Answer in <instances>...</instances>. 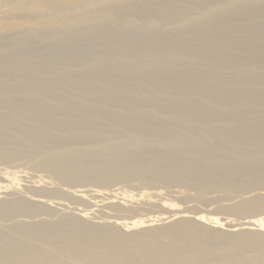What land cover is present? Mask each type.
<instances>
[{"label": "bare ground", "instance_id": "6f19581e", "mask_svg": "<svg viewBox=\"0 0 264 264\" xmlns=\"http://www.w3.org/2000/svg\"><path fill=\"white\" fill-rule=\"evenodd\" d=\"M0 1V30L21 33L8 48L0 45V163L23 159L60 183L95 182L102 189L93 197L118 182L145 181L178 185L183 198L188 188L201 198L214 191L238 194L218 206L233 214L264 211V47L253 40L256 34L264 39V0ZM116 25L144 29L130 30L136 40L130 41L125 27L113 32ZM42 31L56 42L51 49L34 52L23 44ZM209 33L213 37H197ZM86 40L124 52L101 54L116 62L109 71L87 70L103 63L90 66L74 52ZM123 133L156 145L145 152L139 144H117L107 153L112 142L100 150L93 144ZM79 136L92 144H77ZM166 136L179 144L177 153L172 141L160 143ZM84 151L91 153L84 157ZM16 171L0 173V189L11 187L6 182ZM39 180L33 186H42ZM161 187L154 196H163ZM65 190L87 202L92 189ZM106 194L105 204L132 198ZM21 196H0V218L48 213L52 206L44 194ZM160 205L168 214L157 219L167 224L152 229L134 230L152 225L144 216L78 226L76 220L87 222L86 210L60 212L59 221L0 223V264H264V218L234 221L190 215L165 199Z\"/></svg>", "mask_w": 264, "mask_h": 264}, {"label": "rangeland", "instance_id": "374dc122", "mask_svg": "<svg viewBox=\"0 0 264 264\" xmlns=\"http://www.w3.org/2000/svg\"><path fill=\"white\" fill-rule=\"evenodd\" d=\"M3 9H4V6H3V4L0 1V16H2L1 11ZM230 14H231L230 16H232V17H237L239 15L238 13H230ZM190 16L194 17L193 14H190ZM86 24L89 25L90 22L88 23V21H87ZM119 26L120 25H116L115 28L113 29V32H115V33L121 32V31H123V28L125 27L126 29L125 28L124 29H125V31H127V33H128L127 37L129 38L130 41L131 40L136 41L135 38H131V33L136 32L138 30V28H140V30L144 29V28L141 29V27H137V26H133V27H131V26L128 27L126 25L125 26H120V27ZM130 30H131V33H130ZM164 31L168 32L167 29H164L163 32ZM37 33L38 34H37L36 38H31L30 40H26L25 43L23 42V44L25 46H29L30 50H33L34 52L35 51L39 52V50H41L40 52H43V51L45 52V51L51 49V47L54 46V44H56V42L53 40V38H51V36L49 34L44 33L43 31L42 32H37ZM174 33H176V32H174ZM16 34L19 35L21 33H17V31H15V32L13 31L12 32V31H4V30L1 31L0 30V45H2V48L6 49L12 44L13 41L15 42L16 39H17L16 38L17 37ZM209 34H200V35H197V37L200 38V39H204L206 36L213 37V35H214L212 33H209ZM137 35H139V34H137ZM144 36H145V34H144ZM217 37H218V35H217ZM216 39H221V38H216ZM154 40H152V41H154ZM171 40H172V42L174 41V39H171ZM253 40H254V45H256V47L257 46L258 47H264V39L261 36L256 34L255 36H253ZM185 41L186 40H182L180 43L185 42ZM85 45H86V47H84ZM105 45L94 46V48H93V47H91L92 44L88 40H86L83 44L78 46L79 48L77 47V49L76 48H72V49L78 55L79 54H81V55L84 54L86 56V58H88L86 61H88L89 63L92 62L90 64V66L93 64V62H96L97 64H102L103 63L101 66H95V67L91 66L87 70L99 68V70H103L104 71L106 69L105 71H109L114 66L112 64H115L116 62L114 63V61H115L114 59H113V61H111L110 59L108 60L107 58L105 59L104 57H106V52H107V54L109 53L108 55H110V56L112 55V57H114V55L117 56V55L123 53L124 51L121 50V49L119 50L117 47H115L113 49L114 46L113 45L111 46V44H105ZM150 46H151V48L155 47L153 42L150 43ZM213 46L214 47H219L221 49H227V47L225 45H213ZM83 47H84V49H83ZM68 49L64 48V50L66 52H67ZM115 50H117L116 53L114 52ZM65 51H61L59 53L60 54L66 53ZM110 51H111V53H110ZM99 52H101V53L99 54ZM133 52H134V50H133ZM101 54L103 56L104 55L105 56L103 57ZM93 56L94 57H96V56L100 57L101 56V58H99V60L95 59L94 61H92V59H94ZM100 59H101V61H100ZM104 60H106V61H104ZM109 61H111V62H109ZM98 62H102V63H98ZM105 65H107V67ZM157 65H159L161 67L160 64L157 63ZM126 135L127 136L130 135V136L127 137ZM126 137L129 139V141L127 140ZM166 137H164L165 139L163 138V139L160 140V143H162V144L165 142L163 145H166V142L169 143V142L172 141L170 139L171 136L170 137L166 136ZM105 138L106 137H101V138L98 137L97 142L96 143L93 142V144H95V146H96L95 148L96 149L100 150V148L102 149L103 147H105V145L107 146V145H109L112 142V144H110L109 147H107V148L105 147V149H103V150L107 151L110 148V150H108L110 152H107V153H113V151H115L119 145H124V146L127 145V147H128V146L131 145V143H132V145L139 144L141 146V148L143 149V151L145 150V152L152 151L151 149H154V146L156 145V144H154L155 142H151V141H148V142L147 141H143L145 144L142 141H140V142H142V143H140L137 138H135L136 139L135 140L134 138L131 137V134H129V133H127V134L123 133L122 136L120 135V137H117L118 140H117V138H115L116 139V140L114 139V141H116L115 143L111 139H107V138L105 139ZM79 139H78V141H76V142H79V143H77L79 145L81 143H83V144L85 143L84 145H86V144L89 145V143H91L90 140L89 141L87 140L86 136H83V137L79 136ZM121 139L125 140V141H121ZM104 140H105V142H104ZM107 140H109V143L107 142ZM121 142H123V144ZM27 143H29V142H27ZM146 143H148V144H146ZM52 144H53L52 147H54V148H58V149L61 148V147L57 146V142L53 141L51 143V145ZM73 144H75V143H73ZM97 144H99V145H97ZM101 144H103L102 145L103 147L102 146L100 147ZM117 144H118V146H117ZM143 144H144V146H143ZM152 144H154L153 147H152ZM176 144L173 143V141H172V145H171V143H169V145H171L170 148H174L172 151H174L175 153H177L179 151V150H177L178 149L177 146H179V144H177V146H175ZM66 145L68 147L70 146L68 144H66ZM114 145H115V147H114ZM157 145H160V144H157ZM71 146H73L72 143H71ZM112 146L114 148H112ZM111 149L113 151H111ZM90 153L91 152H85L84 151L82 153V155L84 157H86ZM220 154L224 158H225V156H228V155H225V152L224 153L220 152ZM16 170H18V171L20 170V172L18 174H16V175H18V177H17L18 179L17 178L14 179L11 182V184L8 183V181L6 182L8 185L11 186L8 190H7V188H3V187H2L3 189H0V190H2V192L0 191V196L2 197L1 199H4L5 197H7L6 199L18 198L19 194H21L22 195L21 197L24 198L27 195L30 196V195L38 193V194H44L45 200L53 201L52 203L49 202V203H51L52 206H51L50 210H48V213L41 212L40 214L37 213V214H34V215L33 214L32 215L20 214V215L15 216L13 219H9V220H4V219L0 218V223L1 224L2 223H5V224L7 223L8 224V223H11L12 221H15V220H18V219L19 220H34V221H37V220L39 221L41 219H47V220H51V221H59V218H60V214L59 213L60 212H65V214L70 215L71 213H73V214L75 213L76 214V213L83 212V210H86L88 212V214H87V216L85 218V221H87V222H84V221H81V220H76L78 226L85 225V224H87V225H91V224H95V223L98 224V223H101L102 221H104V219L109 218V216L110 217L111 216L112 217L120 216L119 218H122V219L124 218L125 220L126 219L130 220V218L132 219V217L143 218V216H144V218H146V217L150 218L151 217V219H154V221L152 222V225H150L148 227H145V228H140V229H136L135 228L134 230L152 229V228L161 227L164 224H167L163 220H158L157 219L161 215H164V214L167 215L168 214V211L165 208H162V206L160 205V203H162L164 199L166 201L168 200L170 203L174 204L175 205V210H186L187 209L186 211L190 215H194L195 213H202V214H205L207 216L216 215V216H218L220 218H222V217L229 218V219H233L234 221H245V220L252 219V218H257V219L264 218V211H257V212H254V213H251V212L247 211V212H239L237 214H233L231 212H228L227 210H223V209L220 210L219 207H218L219 205H221V204L222 205L223 204H230V203H233L235 201V199H236L235 197H236V195H238V194H235V193H233L231 195L232 196L231 197L226 192L222 193V191H214L212 193L207 194L205 196L206 198L205 197L201 198V197L195 196L196 192H195L194 189L188 188V189H186V193L188 194L189 198L187 196H186L187 198H185V197L183 198V197H181V193L179 191H177V190L181 189V187H177L178 185L176 186V185H163V184H161V186H163L165 188V191L167 193L166 192L164 193V191H163V193H164L163 196L157 197V196H154L153 194H154V190H156L155 189L156 187H161L160 184H158L156 182L155 183L154 182H148V184H145V183H147L145 181L144 182H142V181H139V182L138 181H134V182H130V184L126 183V182H118V183L103 187V192H105V194H101V196H99V197L98 196L97 197H93V196H91L94 193L93 190L97 189L96 187H98L97 184L95 185V182H91V181L87 182V183L86 182H80V183L79 182H75V183H72V184L60 183V182L57 181V179L52 174L50 175L49 172H47V171L45 172V170H42V169L36 167L35 164L33 162H31V161H25L24 160V162H23V159H19L18 161H15V162L6 161V162H3V163L2 162L0 163V173L2 171L3 172L5 171L4 173H7V172L8 173H13V171L17 172ZM3 172L1 174H4ZM47 173H48L49 176L47 175ZM39 176H41V177H39ZM45 179H47V180H45ZM33 180L34 181H38L39 180V182L42 181L41 183H38V182L35 183L37 185L38 184L40 185V184L43 183L42 186H39V187L33 186V184H34ZM0 183H2L1 180H0ZM6 183H4V184H6ZM151 184H156V187H155V185H151ZM165 186L166 187L168 186L167 187L168 190H167V188ZM170 186H171V188H170ZM18 187L20 189H17ZM163 187H161V188L164 189ZM80 188H81V190H85V189L91 190L92 189L90 192L86 193L87 195H85V199L84 200L87 201V202H84L83 200H80V198H78V196H76V195L75 196H72V195L69 196L70 194H68V195L63 194V193H65L67 191L65 189L73 190V189H80ZM38 189H40L41 191H39ZM98 189H102V188L98 187ZM262 192H264V191H262ZM106 193H118L117 196L120 195L121 193L122 194H128V195H132V198L129 199L127 197V199H121V198H123V196L120 195L118 197H121V198H117L115 202H111V203L105 204V202H107L106 198L108 197V194H106ZM165 194H166V196H165ZM213 194H214V196H213ZM215 195L218 196L217 199H216L217 196H215ZM173 196H175V197H173ZM212 196H213V198H212ZM100 197H101V199H100ZM229 197H230V199H229ZM162 198H164V199H162ZM104 199H106V200H104ZM207 199H209V200H207ZM93 203H95V205ZM131 203L133 204V206H131L132 205ZM145 203L153 205L154 207H148ZM175 203L178 204V205H176ZM139 204H143V205H139ZM115 205H126L125 207H127L129 205L128 206L129 208H132V207L135 206L137 208V211L133 212V209H130L129 211L123 210V209L120 208V206L117 207ZM140 207L143 208V209L140 210L141 209ZM119 208H120V210H119ZM138 209H139V211H138ZM131 210H132V212H131ZM115 211H116V213H115ZM125 211H127L129 214H127V212H125ZM118 212H119V214H118ZM124 212H125V214H124V217H123L122 214ZM212 212H213V214H212ZM114 213L116 215H114ZM135 213H136V216L133 215ZM126 214H127L128 218H126L127 217V216H125ZM208 224L210 226L214 225L213 223H208ZM121 229L124 230L122 227H121ZM225 231H228V229L227 230L225 229ZM190 237L191 238L192 237L195 238L196 235H191ZM161 240L162 241H166V240H168V238L164 237L162 235Z\"/></svg>", "mask_w": 264, "mask_h": 264}]
</instances>
